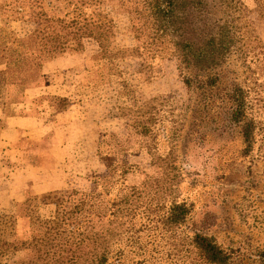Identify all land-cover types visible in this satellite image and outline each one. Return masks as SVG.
<instances>
[{
  "label": "rangeland",
  "instance_id": "374dc122",
  "mask_svg": "<svg viewBox=\"0 0 264 264\" xmlns=\"http://www.w3.org/2000/svg\"><path fill=\"white\" fill-rule=\"evenodd\" d=\"M233 1L240 5L217 15L234 25L236 45L214 69L178 70L174 56L142 49L113 1L106 9L117 50L108 57L82 36L78 49L42 63L26 87L0 84V213L21 203L17 190L29 184L41 187L33 201L41 218L53 213L57 196L100 187L94 180L108 174L107 134L129 133L139 138L120 157L129 172L122 179L116 171L108 193L143 183L146 209L124 223L131 240L115 241L106 264H205L192 246L194 233L228 251L225 264H264V0ZM188 14L182 39L202 37ZM0 20L15 37L39 23L20 0H0ZM234 86L253 119L245 152L240 123L229 119ZM134 118L146 132L134 134ZM172 204L186 208L178 223L169 219Z\"/></svg>",
  "mask_w": 264,
  "mask_h": 264
},
{
  "label": "trees",
  "instance_id": "16d2710c",
  "mask_svg": "<svg viewBox=\"0 0 264 264\" xmlns=\"http://www.w3.org/2000/svg\"><path fill=\"white\" fill-rule=\"evenodd\" d=\"M60 1V8L44 10L41 0H20L25 4L28 15L39 19L38 26L24 37H15L12 32L0 27L1 86L17 82L26 87L35 78L42 63L66 48L78 49L82 36L95 39L103 57L116 51L112 45V21L106 9L113 1L126 13L130 31L136 40H140L141 48H156L160 54L174 56L178 70L205 72L219 67L236 45L234 25L221 23L222 18L217 12L226 5H240L239 1ZM204 6L205 21L201 23ZM85 9H89V13ZM189 12L198 24L194 23L192 30L198 31L197 35L202 37L182 39L183 35H187ZM183 82L187 87L190 85L186 77ZM212 82L210 78L207 80V84ZM231 102L229 119L240 123L245 152L250 146L253 119L245 113L241 88L233 87ZM50 105L53 106L52 103ZM135 126L139 127V131L134 134L146 132V126L134 118L130 129ZM107 137L108 143H111L106 167L108 174L94 180L100 183V187L95 186L88 192L72 190L64 196H57L53 213L45 218L38 215L33 203L42 191L41 187L35 186L38 188L34 189V185L29 184L17 190L20 194L23 192L21 203L12 210L0 213V264H106L112 257L115 241L122 237L131 240L124 223H130V217L146 209L143 202L145 185H124L111 197L108 188L117 180L114 178L116 171L118 178L129 172V164L121 163L120 157L130 153L139 138L131 137L129 133L125 136L107 134ZM169 209L171 221H182L186 213L182 204H172ZM191 243L202 263L225 264L229 259L228 251L215 244L209 236L194 233Z\"/></svg>",
  "mask_w": 264,
  "mask_h": 264
},
{
  "label": "crops",
  "instance_id": "0c3cea01",
  "mask_svg": "<svg viewBox=\"0 0 264 264\" xmlns=\"http://www.w3.org/2000/svg\"><path fill=\"white\" fill-rule=\"evenodd\" d=\"M2 24V21L0 20V25ZM60 188V187H59Z\"/></svg>",
  "mask_w": 264,
  "mask_h": 264
}]
</instances>
